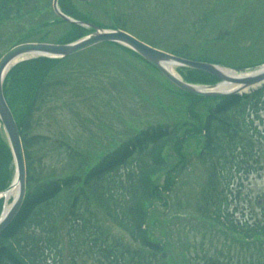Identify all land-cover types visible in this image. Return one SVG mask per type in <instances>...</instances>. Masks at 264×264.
I'll return each instance as SVG.
<instances>
[{"label":"trees","instance_id":"16d2710c","mask_svg":"<svg viewBox=\"0 0 264 264\" xmlns=\"http://www.w3.org/2000/svg\"><path fill=\"white\" fill-rule=\"evenodd\" d=\"M38 1L0 0V27L34 17ZM65 1L59 0L62 12L77 20L123 29L115 8L111 9L115 25L107 26L86 18L77 8L85 5L95 9L100 0H70L72 11L64 6ZM59 24L67 26V32L51 38L45 29ZM28 25L21 37L16 36L15 42L69 43L93 31L65 22L56 15L39 17ZM98 47H115L156 70L137 53L118 43H101L91 49ZM182 52L183 49H178L171 53L182 56ZM77 55L21 61L3 80V93L24 149L26 194L19 212L0 234V264H65V256H72L71 262L88 256L93 264H255L254 260L243 261L240 256L249 254L251 259H259L264 251V213L259 218L238 215L237 207L231 205V185L242 168H251L256 163L254 141L264 137V128H259L264 124L261 114L264 85L247 93L219 97L196 96L173 85L188 98L190 114L197 103L217 101L204 117L193 115L195 120L205 119L203 127L196 130L204 138L197 159L208 166V174L191 217L219 225L228 242L224 241L222 248L204 250L188 258L184 251L186 242L177 243L165 232V225L170 221L167 209L172 205L171 194L185 169L186 156L182 149L186 138L193 134L181 135L178 122L140 130L98 161L73 151L70 144L61 141L59 147L74 162L70 170L49 175L42 169L46 154L42 148L49 144L50 137L29 134L30 127L38 112L44 108L52 110V105L65 100L70 89L76 86L78 77L73 75L78 68L72 59ZM178 69L186 70L182 78L190 83L218 81L200 70ZM35 151L41 154L34 157ZM172 154L173 162H169ZM13 172L11 150L0 133V191L9 185ZM180 205L184 206L177 200L173 216H178L183 208ZM1 209L2 199L0 213ZM112 226L116 229L114 233Z\"/></svg>","mask_w":264,"mask_h":264},{"label":"rangeland","instance_id":"374dc122","mask_svg":"<svg viewBox=\"0 0 264 264\" xmlns=\"http://www.w3.org/2000/svg\"><path fill=\"white\" fill-rule=\"evenodd\" d=\"M64 4L69 11L73 10L70 0ZM97 4L95 9L85 5L77 8L86 18L105 26L115 25L116 14L123 23L120 27L155 48L168 52L183 49L181 55L191 60L245 68V72L264 63V0H100ZM36 6L34 17L1 25L0 54L14 44L16 36L21 37L31 20L54 17L53 0H40ZM112 8L117 10L114 16ZM66 28L59 24L45 31L55 38L67 32ZM72 60L78 68L73 75L78 77L74 82L76 88L70 89L65 100L52 105V110L44 108L38 112L29 131L50 137L49 144L42 148L46 153L42 159L45 174H62L74 164L68 152L59 147L61 141L70 144L73 151L98 161L140 130L178 122L181 135L193 136L186 138L182 149L185 169L171 194L172 205L167 209L170 221L164 224L165 232L177 243L186 242L184 251L188 258L204 250L222 248L223 242H228L222 236L223 229L191 217L208 174V166L197 159L204 138L196 130L203 127L205 119L195 120L193 115L204 117L217 101L197 103L190 114L188 98L172 83L140 59L115 47L90 48ZM178 68L172 69L183 77L186 70ZM261 114L264 116V109ZM259 128L263 129L264 124ZM0 133L6 139L1 128ZM254 142L256 163L234 176L231 205L237 207L238 215L259 218L264 213V137ZM37 154L41 153L35 151L34 157ZM171 156L169 162H173L174 154ZM177 200L184 206L180 205L183 208L178 216H173ZM110 229L113 233L116 230L113 226ZM240 257L264 264V251L259 259H251L249 254ZM71 260L72 256H65L64 262L93 264L88 256Z\"/></svg>","mask_w":264,"mask_h":264},{"label":"water","instance_id":"95a60500","mask_svg":"<svg viewBox=\"0 0 264 264\" xmlns=\"http://www.w3.org/2000/svg\"><path fill=\"white\" fill-rule=\"evenodd\" d=\"M57 1L54 0L53 8L55 13L67 22L87 25L94 29V32L85 36L75 42L68 44H53V43H37L28 42L14 46L7 51L0 59V120L3 125L9 147L11 149L15 175L13 182L2 193H6L11 189L16 181L18 184V193L12 200L9 209L4 211V204L0 214V233L8 226V224L16 216L23 203L25 196V182H26V165L23 146L19 134L17 124L14 120L12 112L8 107L2 89V83L7 71L13 65L12 62L17 57L22 55L31 56H45V57H65L87 49L95 44L101 42H117L123 44L138 54L145 60L156 67L167 79L180 89L198 96H223L229 94H240L255 89L264 85V64L252 69L247 74L240 73L238 75H226L224 70L233 73L232 69H224L223 67L207 62L193 61L183 57H179L156 48H153L144 42L138 40L134 36L122 30H106L97 26L84 24L64 15L57 6ZM172 66H183L196 70L205 71L217 77L220 81L214 85H195L183 81L180 77L175 75L170 68ZM234 71H239L234 69ZM223 82L235 84L236 87L230 90H222L219 86ZM0 193V194H2Z\"/></svg>","mask_w":264,"mask_h":264},{"label":"bare ground","instance_id":"6f19581e","mask_svg":"<svg viewBox=\"0 0 264 264\" xmlns=\"http://www.w3.org/2000/svg\"><path fill=\"white\" fill-rule=\"evenodd\" d=\"M19 58H20V56L17 57L15 60H13L12 63H14L16 60H19ZM224 73H225L226 75H235L234 73L232 74L231 72H229V71H227V70H224ZM246 73H249V72H246ZM231 86H232V85L229 84L228 82H223V83L221 84V86H219V87H220V89L225 90V89H229ZM233 87H235V86H233ZM233 87H232V88H233ZM17 193H18V184H17L16 181H15L13 187H12L9 191H7V192L4 194V196H5V207H4L5 209H4V211H5V212L9 209V206H10V200L13 199V198H15L16 195H17Z\"/></svg>","mask_w":264,"mask_h":264}]
</instances>
